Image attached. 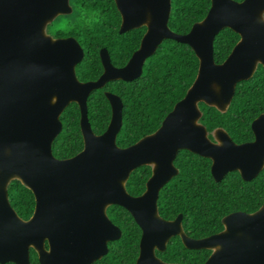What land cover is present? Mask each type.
Listing matches in <instances>:
<instances>
[{
	"label": "water",
	"instance_id": "1",
	"mask_svg": "<svg viewBox=\"0 0 264 264\" xmlns=\"http://www.w3.org/2000/svg\"><path fill=\"white\" fill-rule=\"evenodd\" d=\"M115 3L122 18L119 31L146 27L145 36L120 68L102 48V75L81 82L76 75L84 58L79 42L47 32L58 16L72 12L70 0H0V264H31V249L40 264L95 263L108 253L109 242L122 235L107 214L112 205L128 210L142 231L136 264H181L156 255L174 236H180L188 249L211 250L204 264H264V203L253 213L225 216L221 232L200 239L184 232L182 215L165 220L158 210L160 191L178 174L174 161L180 150L210 159L217 182L234 171L251 181L263 170L264 113L252 122L254 140L237 144L222 128L209 137L200 123L199 103L225 112L237 84L251 79L259 65L264 67V0H211L206 17L187 34L168 26L171 0ZM225 28L240 40L224 62L216 63L214 41ZM167 39L187 44L199 59L185 97L154 133L121 148L116 140L123 103L106 91L111 121L103 134H95L88 118L91 93L111 81L138 79L146 60ZM71 103L80 108L84 148L71 158L58 159L52 144L63 128L60 117ZM141 166H150L152 175L144 193L133 196L126 183ZM13 180L35 197L28 220L9 201Z\"/></svg>",
	"mask_w": 264,
	"mask_h": 264
},
{
	"label": "trees",
	"instance_id": "2",
	"mask_svg": "<svg viewBox=\"0 0 264 264\" xmlns=\"http://www.w3.org/2000/svg\"><path fill=\"white\" fill-rule=\"evenodd\" d=\"M241 2L243 0H235ZM72 12L58 16L48 25L65 22L64 29H56V38L74 37L84 51L83 60L76 66L81 82L95 81L103 73L100 51L106 48L115 67L125 66L140 47L146 27L121 33V15L115 0H70ZM211 7V0H171L169 28L178 34H187L192 26L203 20ZM240 40L239 34L223 29L215 38L214 58L222 63ZM199 70V59L187 44L176 40H164L145 62L142 75L133 81L115 80L95 90L88 99V118L95 134H103L111 121L112 109L105 96L109 91L118 95L123 103L122 127L117 145L129 147L146 135L154 133L165 117L181 101L193 84ZM203 124L209 137L217 128L224 129L237 144L254 140L252 122L264 113V67L259 65L253 77L239 82L233 99L225 112L199 103ZM80 108L71 103L63 111L60 120L63 128L52 144L53 155L67 159L84 148L80 127ZM178 174L160 191L159 214L165 220L182 215L184 232L191 238H205L224 229L225 216L242 211L253 213L264 203V168L251 181L242 179L238 171L230 172L217 182L212 176V161L188 150H180L174 161ZM152 175L150 166L135 169L127 183V191L140 196ZM9 201L24 220L34 213L36 201L31 190L20 181L8 186ZM107 214L122 235L109 242L108 253L93 264H136L140 253L142 231L133 216L125 208L112 205ZM211 250H191L184 246L180 236H174L164 252L157 257L167 263L204 264ZM31 264H40L34 249L30 250ZM5 264H15L8 262Z\"/></svg>",
	"mask_w": 264,
	"mask_h": 264
},
{
	"label": "rangeland",
	"instance_id": "3",
	"mask_svg": "<svg viewBox=\"0 0 264 264\" xmlns=\"http://www.w3.org/2000/svg\"><path fill=\"white\" fill-rule=\"evenodd\" d=\"M65 22L61 21V22H55L54 26L50 28V35H52V32H54L56 29L60 28V29H64L65 28ZM48 32V31H47Z\"/></svg>",
	"mask_w": 264,
	"mask_h": 264
},
{
	"label": "flooded vegetation",
	"instance_id": "4",
	"mask_svg": "<svg viewBox=\"0 0 264 264\" xmlns=\"http://www.w3.org/2000/svg\"><path fill=\"white\" fill-rule=\"evenodd\" d=\"M48 246V244H46Z\"/></svg>",
	"mask_w": 264,
	"mask_h": 264
}]
</instances>
